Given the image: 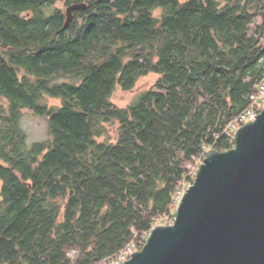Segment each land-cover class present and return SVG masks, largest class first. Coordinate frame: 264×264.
<instances>
[{"label":"trees","instance_id":"obj_1","mask_svg":"<svg viewBox=\"0 0 264 264\" xmlns=\"http://www.w3.org/2000/svg\"><path fill=\"white\" fill-rule=\"evenodd\" d=\"M60 1L86 6L66 29ZM263 81L264 0H0V264L141 250ZM24 109L48 139L27 143Z\"/></svg>","mask_w":264,"mask_h":264},{"label":"water","instance_id":"obj_2","mask_svg":"<svg viewBox=\"0 0 264 264\" xmlns=\"http://www.w3.org/2000/svg\"><path fill=\"white\" fill-rule=\"evenodd\" d=\"M85 8H67L65 29ZM205 155L174 220L109 264H264V109L235 132L232 149Z\"/></svg>","mask_w":264,"mask_h":264},{"label":"rangeland","instance_id":"obj_3","mask_svg":"<svg viewBox=\"0 0 264 264\" xmlns=\"http://www.w3.org/2000/svg\"><path fill=\"white\" fill-rule=\"evenodd\" d=\"M56 8H61L66 10L63 2H59ZM53 10V9H52ZM156 75H149L142 78L137 84L136 88L130 92H125L118 88L112 97L113 103L119 107H126L133 103L136 98L145 91L154 89V84L157 80ZM59 82H72L71 79H60ZM44 102L50 107L61 106V101L59 99H52L46 97ZM21 127L27 135V143L29 145L36 142H42L49 138V122L48 119L42 116L36 115L33 111L29 109H24L21 116ZM208 151V150H207ZM193 170V169H192ZM188 187V183L184 182L181 184V188ZM114 260L118 261L117 258Z\"/></svg>","mask_w":264,"mask_h":264},{"label":"built area","instance_id":"obj_4","mask_svg":"<svg viewBox=\"0 0 264 264\" xmlns=\"http://www.w3.org/2000/svg\"><path fill=\"white\" fill-rule=\"evenodd\" d=\"M251 105L245 111H243L236 119H234L227 127L226 133L232 134L234 138V133L243 125L254 122L257 120V117L264 109V81L261 83L258 93L251 96ZM207 152V151H206ZM206 154V153H205ZM205 154H203L200 158L197 159V165L193 168V174L196 175L200 165L203 163L205 158ZM187 187L179 188L178 195L176 197L177 205L180 203L179 201L182 199V195L186 191ZM175 214L171 217H165L159 219L156 225L161 223L172 222L174 220ZM155 228V227H154ZM131 249H134L133 246L129 247L127 250L121 252L117 256L118 262H122L123 259L131 254Z\"/></svg>","mask_w":264,"mask_h":264}]
</instances>
